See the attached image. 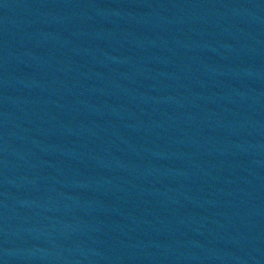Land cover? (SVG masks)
I'll use <instances>...</instances> for the list:
<instances>
[{"label": "water", "instance_id": "1", "mask_svg": "<svg viewBox=\"0 0 264 264\" xmlns=\"http://www.w3.org/2000/svg\"><path fill=\"white\" fill-rule=\"evenodd\" d=\"M0 264H264V0H0Z\"/></svg>", "mask_w": 264, "mask_h": 264}]
</instances>
